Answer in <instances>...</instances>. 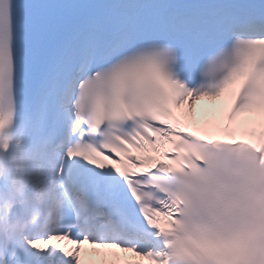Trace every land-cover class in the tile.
<instances>
[{
    "label": "snow or ice",
    "instance_id": "6c2138e0",
    "mask_svg": "<svg viewBox=\"0 0 264 264\" xmlns=\"http://www.w3.org/2000/svg\"><path fill=\"white\" fill-rule=\"evenodd\" d=\"M0 264H264V0H0Z\"/></svg>",
    "mask_w": 264,
    "mask_h": 264
}]
</instances>
